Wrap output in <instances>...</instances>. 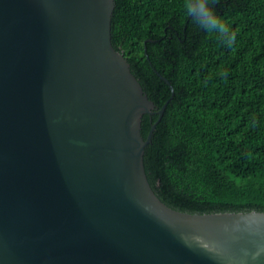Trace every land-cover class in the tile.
<instances>
[{
	"label": "water",
	"instance_id": "water-1",
	"mask_svg": "<svg viewBox=\"0 0 264 264\" xmlns=\"http://www.w3.org/2000/svg\"><path fill=\"white\" fill-rule=\"evenodd\" d=\"M114 0H0V264H264V213L153 191L154 103L112 44ZM170 87V81L159 74Z\"/></svg>",
	"mask_w": 264,
	"mask_h": 264
},
{
	"label": "trees",
	"instance_id": "trees-1",
	"mask_svg": "<svg viewBox=\"0 0 264 264\" xmlns=\"http://www.w3.org/2000/svg\"><path fill=\"white\" fill-rule=\"evenodd\" d=\"M191 0H114L112 44L154 103L148 181L189 214L264 213V0H209L231 44L198 27ZM170 81V87L159 76Z\"/></svg>",
	"mask_w": 264,
	"mask_h": 264
},
{
	"label": "clouds",
	"instance_id": "clouds-1",
	"mask_svg": "<svg viewBox=\"0 0 264 264\" xmlns=\"http://www.w3.org/2000/svg\"><path fill=\"white\" fill-rule=\"evenodd\" d=\"M185 8L187 14L205 32L219 34L221 38H226L228 44L234 41V35L230 34L227 25L216 15L209 0H191L185 5Z\"/></svg>",
	"mask_w": 264,
	"mask_h": 264
}]
</instances>
